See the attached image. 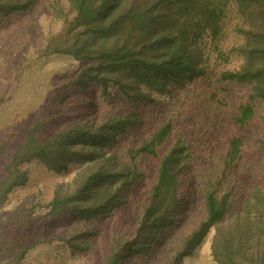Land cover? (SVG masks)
I'll return each instance as SVG.
<instances>
[{"label":"trees","instance_id":"obj_1","mask_svg":"<svg viewBox=\"0 0 264 264\" xmlns=\"http://www.w3.org/2000/svg\"><path fill=\"white\" fill-rule=\"evenodd\" d=\"M35 1L0 0V15ZM48 7L54 21L32 54L79 62L64 84L86 94L93 114L45 138L37 120L17 142L0 177V264H20L54 241L88 250L97 233L89 223L127 202L145 177V158L155 168L147 199L102 264H186L207 236L215 264H264V185L247 187L239 173L241 132L264 100V0H48ZM112 96L131 105L99 110ZM140 128L146 133L135 140ZM257 143L264 149V136ZM32 161L75 171L46 197L3 210ZM195 188L198 216L188 193ZM70 212L85 222L70 234L26 236L28 222ZM171 231L178 243L166 254L160 238Z\"/></svg>","mask_w":264,"mask_h":264},{"label":"rangeland","instance_id":"obj_2","mask_svg":"<svg viewBox=\"0 0 264 264\" xmlns=\"http://www.w3.org/2000/svg\"><path fill=\"white\" fill-rule=\"evenodd\" d=\"M50 20L53 18L48 0H36L26 11L0 15V177L11 152L32 122L39 120L43 123L38 135L45 138L61 127L93 114L86 104V94L64 84L78 69L79 62L64 54H52L40 59L32 54V49L44 39ZM118 105L127 107L131 103L112 96L111 100L101 101L98 109L106 110ZM222 129L226 135L228 129ZM145 133L140 128L135 140ZM241 134L245 139V162L239 172L241 180L247 182V187L264 185V149L257 143L264 136V100L258 103L254 119ZM133 140L128 137L124 142ZM152 164L147 158L142 161L145 177L128 194L124 205L89 223L97 233L90 237L88 250H72L58 241L42 243L30 249L20 264H102L114 235H126L134 229L138 211L154 181L155 168ZM26 165L29 170L28 181L10 193L3 210L11 209L23 197L36 194L46 197L57 183L66 182L75 171L55 172L45 168L39 161ZM198 192L200 190L197 188L192 192L188 190L190 195L195 194L197 198L192 206L195 216L202 212ZM84 223L77 214L64 213L54 218L28 222L26 236L32 238L39 233L47 236L68 235ZM178 235L173 231L162 234L160 241L166 254L177 245ZM186 264H215L210 255L209 236L194 255L187 258Z\"/></svg>","mask_w":264,"mask_h":264}]
</instances>
